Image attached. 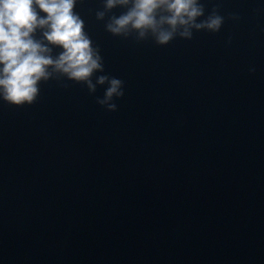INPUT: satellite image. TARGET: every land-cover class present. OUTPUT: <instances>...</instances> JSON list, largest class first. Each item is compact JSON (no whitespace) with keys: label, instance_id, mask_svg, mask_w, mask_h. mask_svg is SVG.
<instances>
[{"label":"water","instance_id":"95a60500","mask_svg":"<svg viewBox=\"0 0 264 264\" xmlns=\"http://www.w3.org/2000/svg\"><path fill=\"white\" fill-rule=\"evenodd\" d=\"M203 2L219 32L158 46L78 0L114 112L66 80L0 100V264H264V0Z\"/></svg>","mask_w":264,"mask_h":264},{"label":"clouds","instance_id":"9594fccd","mask_svg":"<svg viewBox=\"0 0 264 264\" xmlns=\"http://www.w3.org/2000/svg\"><path fill=\"white\" fill-rule=\"evenodd\" d=\"M77 2L0 0V100L20 108L31 106L38 101L41 83L66 80L86 85L89 94L107 85L96 103L109 112L117 110L115 100L124 96V82L96 75L105 71L104 59L74 11ZM116 8L124 11L108 15ZM95 15L106 20L105 30L113 36L137 43L151 39L158 46L177 38L191 41L195 32L217 33L225 22L219 5L207 11L203 0H103V10ZM228 18L239 20L236 14ZM57 48L62 50L54 54Z\"/></svg>","mask_w":264,"mask_h":264}]
</instances>
